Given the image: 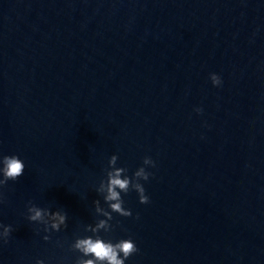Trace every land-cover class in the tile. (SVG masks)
<instances>
[{
  "label": "water",
  "instance_id": "1",
  "mask_svg": "<svg viewBox=\"0 0 264 264\" xmlns=\"http://www.w3.org/2000/svg\"><path fill=\"white\" fill-rule=\"evenodd\" d=\"M2 155L25 170L0 264H75L113 155L129 177L156 165L149 203L121 193L132 215L99 233L134 241L125 264H264V0H0Z\"/></svg>",
  "mask_w": 264,
  "mask_h": 264
},
{
  "label": "clouds",
  "instance_id": "2",
  "mask_svg": "<svg viewBox=\"0 0 264 264\" xmlns=\"http://www.w3.org/2000/svg\"><path fill=\"white\" fill-rule=\"evenodd\" d=\"M210 79L213 86H220L222 84L221 78L213 73L210 74ZM198 113L202 109L197 108ZM118 157L113 155L108 161V169L106 170V179L99 182V187L96 192L103 196L104 202L108 205V209L102 210L103 215L107 219H101L95 227L87 226L85 231L91 232L92 236L78 237L72 245L73 250L79 252L81 255L77 258L75 264H125L133 254L137 253L139 249L131 238L120 239L113 242L111 239L105 240L99 233H110L113 230V225L109 222L113 219L112 213H116L122 217H129L132 215L130 209L124 207L125 201L121 193L128 194L130 191H135L138 194L139 202L141 204L149 203V197L145 194V188L141 181H148L153 174L146 171V167H155V161L151 157H145L143 165L139 167L131 177L127 175L128 169L125 167H116ZM25 164L16 155H2L0 156V203L4 202L2 189L7 185L8 181H17L19 177L24 174ZM95 205H99L100 201L95 200ZM97 211H101L99 207ZM27 219L30 222L43 223L44 216L52 217L53 223L50 228L52 231H60L62 226L66 227L67 214L60 210L51 211L46 208H40L29 201L27 206ZM139 218L138 216L136 217ZM0 241L7 244L8 238L11 235L13 228L11 225L0 224ZM44 232H49L47 227L43 228ZM45 240L49 236H44ZM36 264H44L42 260H37Z\"/></svg>",
  "mask_w": 264,
  "mask_h": 264
}]
</instances>
